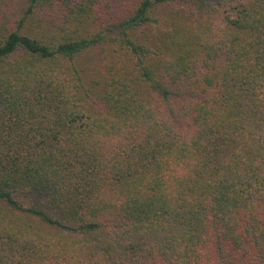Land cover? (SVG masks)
<instances>
[{
	"label": "trees",
	"instance_id": "obj_1",
	"mask_svg": "<svg viewBox=\"0 0 264 264\" xmlns=\"http://www.w3.org/2000/svg\"><path fill=\"white\" fill-rule=\"evenodd\" d=\"M1 28L0 264H264V0H28Z\"/></svg>",
	"mask_w": 264,
	"mask_h": 264
},
{
	"label": "rangeland",
	"instance_id": "obj_2",
	"mask_svg": "<svg viewBox=\"0 0 264 264\" xmlns=\"http://www.w3.org/2000/svg\"><path fill=\"white\" fill-rule=\"evenodd\" d=\"M28 0H9L8 7L0 15V24L6 26L9 22H12L15 18L21 15L22 9ZM3 29H0V32ZM102 50L97 49L96 53L92 57L88 58L85 63L90 67L89 72L91 77H94V72L99 67L98 64L101 62V57L103 60Z\"/></svg>",
	"mask_w": 264,
	"mask_h": 264
}]
</instances>
